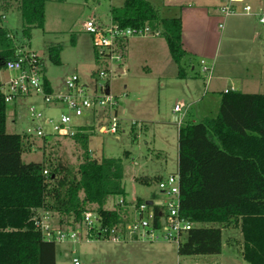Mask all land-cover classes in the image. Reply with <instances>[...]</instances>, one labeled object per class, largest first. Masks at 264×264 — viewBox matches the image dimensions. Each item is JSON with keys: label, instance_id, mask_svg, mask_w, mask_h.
Instances as JSON below:
<instances>
[{"label": "trees", "instance_id": "trees-1", "mask_svg": "<svg viewBox=\"0 0 264 264\" xmlns=\"http://www.w3.org/2000/svg\"><path fill=\"white\" fill-rule=\"evenodd\" d=\"M48 1L62 0L15 1L24 22L19 34L3 24L5 12L13 5L0 0V70L21 50L33 51L29 47L32 30L44 28ZM158 6L151 0H125L123 6L112 7L111 19L122 28L161 31L179 76L186 78L188 56L181 17H169ZM57 47L51 46L50 53L59 62ZM44 87L53 93L45 76ZM180 126L181 213L194 226L179 255L221 254L224 231L231 227L241 232V242L233 238L229 243L240 244L243 259L264 264V93L229 90L222 96L216 117L187 120ZM91 135L89 125L83 124L67 136L84 150L77 167L61 160L26 162L27 136L7 131V102L0 94V264H57L58 244L46 240L37 225L45 211L58 214L59 226L74 229L83 226L86 211H94L104 226L131 220L127 204L107 207L111 197L126 194L123 158L95 156L89 145ZM132 139L138 140V134H132ZM144 201L139 199L136 205ZM155 209L159 220V207Z\"/></svg>", "mask_w": 264, "mask_h": 264}, {"label": "rangeland", "instance_id": "rangeland-1", "mask_svg": "<svg viewBox=\"0 0 264 264\" xmlns=\"http://www.w3.org/2000/svg\"><path fill=\"white\" fill-rule=\"evenodd\" d=\"M15 1L10 0L14 7L5 12L2 19L7 28L20 34L24 22ZM156 1L159 2V0ZM248 1L255 11L264 12V0ZM124 3L125 0L48 1L45 26L33 28L29 45L30 49L42 59L44 73L52 81L56 91L53 94L68 93L66 81L72 75H78L79 85L85 87L89 96L102 95L103 92L98 84L105 85L110 82L111 93L118 100L117 107L110 110L96 103L82 116H74L72 121L73 129L82 124H90L89 131L92 135L89 145L95 156L123 158L126 194L111 197L107 205L110 209H113L122 199L127 205L134 206L139 199L145 200L155 194L158 198L163 197L158 186L159 177H167L178 168L181 126L174 118L176 115L174 107L182 100L190 106L193 100L186 88V81L177 77L178 64L174 61L164 36L130 37L127 46L129 59L126 62L129 70L125 72L124 64L114 61L113 73L106 71L109 73L106 77L100 76V72L106 69V64L97 59L93 36L85 30V24L94 16L104 24L109 23L112 7H121ZM158 7L163 13L162 6ZM244 16L246 15H231L226 23L222 21L220 29L216 26L220 43L216 46L217 55L215 58L212 57L210 64L213 65L215 73H226L228 70L232 82L245 92L264 93V25L256 23L257 27L254 29L257 31L255 52L262 58V65H259L258 58L248 60L245 44L238 38L236 46L230 47L233 58L226 57L227 44L230 41H227L226 32L228 22L232 18H244ZM51 46H59L57 47L60 53L59 62L52 57ZM187 59L188 57L185 61ZM252 61L256 62V67L252 70L262 71V73H256L252 77L243 75L242 72ZM203 74L205 79L207 77L209 79L208 74ZM13 75H15L13 71L0 70V80H7ZM205 82L206 80L201 81V94L198 92L195 96L198 101L192 107L190 106V112L201 115L207 110L212 115H217L219 104H216L214 100L215 96H219L221 100V94L209 92L210 88H208L209 93L204 94ZM33 103L42 107L44 115L55 121H58L61 114L67 111L63 102L50 103L46 106L41 95L22 98L19 103H7L8 132L20 133L24 136L28 127L43 123V120L35 122L31 118L29 107ZM115 109L118 111V133H101L103 126L108 127L113 123ZM124 109L126 113L123 112ZM133 122L135 123L132 125ZM46 130L50 131L51 126H46ZM134 133L139 135L136 141L132 139ZM25 139L28 149L23 153V159L26 162L46 161L53 164L61 160L77 167L83 161L82 146L67 136L50 135L47 141L39 137ZM127 152H130L129 156L126 155ZM145 178L148 180L144 181ZM50 218L53 226L59 227L58 214L51 212ZM60 227L70 228L66 224ZM228 232L224 231L225 246L228 245L227 248L225 247V253L228 254L227 256L229 253L238 255L240 244L229 246L228 243L237 238L241 242V232L237 230L231 233V236ZM74 258H78L80 264H195L196 261L200 264H209L201 257L179 255L176 245L164 239L113 242L96 238L89 241L83 239L78 242L68 241L58 244L57 264H74ZM211 263L222 264L217 261Z\"/></svg>", "mask_w": 264, "mask_h": 264}, {"label": "built area", "instance_id": "built-area-1", "mask_svg": "<svg viewBox=\"0 0 264 264\" xmlns=\"http://www.w3.org/2000/svg\"><path fill=\"white\" fill-rule=\"evenodd\" d=\"M241 5V7H239ZM224 17L231 15H252L256 16L260 24L264 25V12L255 11L248 0H225L221 7ZM222 26V25H221ZM85 30L92 34L97 59L106 64V69L100 72L101 77H106L110 72L113 73V62H125V46L123 41L132 36H157L160 37L161 31L152 30L150 27L144 29L122 28L111 19L109 23H101L96 18H90L86 21ZM21 55L15 59L8 60L6 70L13 71L15 75L11 76L7 82L0 83V94H3L7 103H19V100L25 97L41 95L44 104L63 102L67 111L61 114L58 121L46 117L42 107L33 103L29 107L30 116L38 123L27 128L24 136L29 138H43L50 135L70 136L77 132L73 129V117L82 116L86 110H89L99 103L108 107L110 110L117 107L118 100L112 93L106 94L108 84H98L103 92L102 95L96 94L89 96L85 87L79 85L78 75H72L67 78L66 85L68 93L53 94L47 93L44 87L43 62L41 57L27 49L21 50ZM201 70L209 75L208 81L212 78L213 67L206 60H201ZM124 66V65H123ZM108 71V72H106ZM229 90H227L228 92ZM189 107L185 102H179L174 107L176 113L183 117L188 112ZM116 110V109H115ZM113 117V123L108 127L103 126V133H118L119 119L117 110ZM177 116V121L181 125L183 117ZM135 122L132 123V125ZM46 126H51V130H46ZM48 172L45 171V174ZM159 189L163 192L162 199L149 205L144 201L139 205H134L135 217L124 225L104 226L100 217L94 211H86L83 215V226L77 228H65L53 226L50 218L51 212H43L41 219L37 221L43 237L48 240L59 243L68 241L78 242L83 239L86 241L96 239H107L113 242L125 241L128 237L137 240L159 241L164 239L167 242L175 244L179 250L186 234L194 226L193 222L187 220L181 213V175L179 168L171 173L165 179L158 182ZM119 204L125 205V200H120ZM155 206L159 207V220ZM159 221V224H157ZM74 264H80L78 258L73 259Z\"/></svg>", "mask_w": 264, "mask_h": 264}, {"label": "crops", "instance_id": "crops-1", "mask_svg": "<svg viewBox=\"0 0 264 264\" xmlns=\"http://www.w3.org/2000/svg\"><path fill=\"white\" fill-rule=\"evenodd\" d=\"M151 1L156 5L162 6L167 16L181 17L182 24H183L182 41H183V47L187 52L188 59L186 60V65L184 69V71L186 72V78H181L179 76V72H180L179 67H177L178 68L177 77L186 81V88L190 92V98H193L192 102L190 103L191 107L193 106V104L197 103L198 101L195 98V96L197 95L198 92L200 93L201 81L206 80L205 82L206 90L204 91V94H206V92L207 93L209 92L218 93L219 92L221 94V99H222L223 94L226 93L227 90H239V91L245 92L241 87H237V85L232 82V77L230 73L228 72V70L226 71V73L225 72L215 73L213 65L210 64V62L212 61V57L215 58L217 55L216 46H218L220 43L217 37L216 26L220 29L221 25L223 24L222 21H225L224 23H226L227 18H228V17L224 18V15L221 12V7L224 5L225 0H163V1L159 0V2H157L156 0H151ZM239 7H241V5ZM240 17L232 18L228 22L226 32L228 35L227 41L229 40L230 41L227 44L226 57L233 58L232 57L233 54L230 50V47L236 46V40L238 38L240 41L243 40L245 44V47L247 50L246 54L248 55L247 56L248 60L250 59L253 60L255 58L256 59L258 58L260 61L259 65H262L261 63L262 58L260 57V55L256 54L255 52L256 45H257V41H256L257 31H255L254 29L257 27L256 23H260V22L256 16L246 15L244 16V18H240ZM92 18H96V17L94 16ZM251 26H253L252 29H251ZM222 34L224 35V33ZM222 39H224V37ZM215 41H216V45H215ZM233 41H235L234 44H232ZM127 46H128V40H127L126 47H125L126 53H125V62H124V67H123L125 72L129 70L128 65H126V62L129 59V52H128L129 47ZM201 60H207V63L213 67L212 78L209 81H208V77L207 79H205L206 77L201 70V64H200ZM255 67H256L255 61L248 63L246 70L242 72V74L251 75L252 77L256 73H262V71L255 72L254 70H252ZM43 75L45 76V78L47 77L44 72H43ZM9 78H7V80L1 79L0 83L7 82ZM242 79L243 77L241 78V80ZM48 80L50 82L53 92H56L53 88L52 81L50 79ZM108 88L111 93L110 82L108 83ZM125 88H127V85H125ZM208 88L211 89V90L209 89L210 90L209 92H208ZM126 95L127 94H125V96ZM215 98L216 99L214 101L216 104H219L218 106L220 108V103H221L220 97L215 96ZM180 102H185V101L182 100ZM191 107H189V110L185 114L184 117L180 115V113H176L174 111V113H176L174 117L175 120L177 121V116L178 117L182 116L184 118L181 123L187 120L199 121L206 117H216L217 116V115H212L207 110L204 114L196 115L190 112ZM123 112L126 113V109H124ZM100 132L103 133L102 131ZM178 164H179V155H178ZM178 168H179V165H178ZM178 168L175 170V172L178 170ZM160 193L161 194L163 193L162 190H160ZM160 199L162 198H158V196L155 194L151 197H147L145 201L154 200L155 202H158ZM126 207H128L130 219H133L135 217L134 206L130 204V205H126ZM226 230L229 231L228 233H230V236L232 235L231 233L235 232V229L231 227L226 228ZM132 240L138 241L137 239L128 237L124 242H127V241L132 242ZM228 244L230 246V243ZM227 246L224 245V251L219 255H196V257H201L202 259L205 260V262H208L209 264H212L211 263L212 261H217L222 264H232L233 262H238L239 264L247 263L241 256L240 252L238 255H235V254L233 255L229 253V256H227L228 254L225 253L226 251L225 247L227 248ZM195 264H200V262L196 261Z\"/></svg>", "mask_w": 264, "mask_h": 264}, {"label": "water", "instance_id": "water-1", "mask_svg": "<svg viewBox=\"0 0 264 264\" xmlns=\"http://www.w3.org/2000/svg\"><path fill=\"white\" fill-rule=\"evenodd\" d=\"M110 93V90L109 88L106 89V94H109ZM154 200H147L146 203L149 204V205H153L154 204ZM159 202V201H158ZM160 203V202H159Z\"/></svg>", "mask_w": 264, "mask_h": 264}]
</instances>
